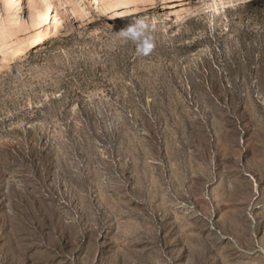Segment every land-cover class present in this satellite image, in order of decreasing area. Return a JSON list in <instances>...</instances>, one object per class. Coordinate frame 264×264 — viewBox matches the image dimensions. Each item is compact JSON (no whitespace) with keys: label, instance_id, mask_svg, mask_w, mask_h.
Segmentation results:
<instances>
[{"label":"rangeland","instance_id":"1","mask_svg":"<svg viewBox=\"0 0 264 264\" xmlns=\"http://www.w3.org/2000/svg\"><path fill=\"white\" fill-rule=\"evenodd\" d=\"M0 264H264V0H0Z\"/></svg>","mask_w":264,"mask_h":264},{"label":"clouds","instance_id":"2","mask_svg":"<svg viewBox=\"0 0 264 264\" xmlns=\"http://www.w3.org/2000/svg\"><path fill=\"white\" fill-rule=\"evenodd\" d=\"M155 30V22L149 23L147 18L137 17L129 21L116 35L134 43L137 56L147 57L156 47L154 37L150 35Z\"/></svg>","mask_w":264,"mask_h":264},{"label":"bare ground","instance_id":"3","mask_svg":"<svg viewBox=\"0 0 264 264\" xmlns=\"http://www.w3.org/2000/svg\"><path fill=\"white\" fill-rule=\"evenodd\" d=\"M135 9H136V8H135ZM136 10H138V9H136ZM136 10H135V11H136ZM129 11H130V10H129ZM138 11H139V10H138ZM126 12H128V11H126ZM126 12L124 11V13H126ZM120 13H121V12H120ZM129 13H130V12H129ZM37 17H38V16H37Z\"/></svg>","mask_w":264,"mask_h":264}]
</instances>
